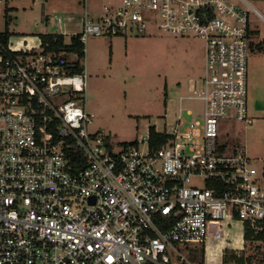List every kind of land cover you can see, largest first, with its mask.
<instances>
[{
    "label": "built area",
    "instance_id": "built-area-1",
    "mask_svg": "<svg viewBox=\"0 0 264 264\" xmlns=\"http://www.w3.org/2000/svg\"><path fill=\"white\" fill-rule=\"evenodd\" d=\"M83 1L74 36L84 46L129 33L201 39L203 87L187 98L203 103V118L178 116L159 149L149 135L145 147H116L89 130L88 76L72 72L76 61L40 38L0 44V264H224L226 251L263 248L245 235L264 232V161L229 152L220 133L225 120L254 122L251 15H262L230 0H110L93 22ZM226 229L242 247L210 260Z\"/></svg>",
    "mask_w": 264,
    "mask_h": 264
},
{
    "label": "rangeland",
    "instance_id": "rangeland-1",
    "mask_svg": "<svg viewBox=\"0 0 264 264\" xmlns=\"http://www.w3.org/2000/svg\"><path fill=\"white\" fill-rule=\"evenodd\" d=\"M230 1L246 9L253 7L264 18V0H250V5L241 0ZM109 2L89 0V18L97 22ZM85 11L83 0H0V32L8 28L13 34L12 43L24 37L37 43L41 33L65 34V42L70 43L81 27L66 28L67 17L74 15L78 19ZM6 15L11 17L9 27ZM251 21V43L256 47L264 41V20L253 13ZM85 54L81 65L88 76L86 107L94 116L89 130L104 131L116 147L134 141L145 147L150 127L158 132L170 131L178 116L187 123L203 118V103L187 98L203 87L205 43L201 39L155 33L90 36ZM69 58L77 61L76 56ZM248 112L255 120L251 125L235 120L221 122V141L229 152L243 150L250 158L263 162L264 52L256 50L249 53ZM224 236L209 253L218 252L220 246H234L225 242ZM185 254L196 262L193 255ZM241 255L252 259L251 264H264V247H248Z\"/></svg>",
    "mask_w": 264,
    "mask_h": 264
},
{
    "label": "trees",
    "instance_id": "trees-1",
    "mask_svg": "<svg viewBox=\"0 0 264 264\" xmlns=\"http://www.w3.org/2000/svg\"><path fill=\"white\" fill-rule=\"evenodd\" d=\"M7 19V27H9L10 18L6 15ZM13 34L7 28L4 32H0V44L7 46V44L11 41ZM42 43L47 47L48 51L61 53L64 52L65 59H70L69 57L74 54L77 57V61L73 63V67L71 68L73 73L81 74L84 72L85 68L81 65V59L85 57V46L80 41L79 36H72L71 42H65V36L63 34H41L39 37ZM258 51L264 52V41L256 44ZM169 139L167 134H162L154 127L149 128V145L152 149H159ZM138 141L126 143L129 145H137ZM246 241H264V232L259 235H253L252 232H247L245 235ZM252 259H248L244 255L238 257L234 251H226L224 255V264H251Z\"/></svg>",
    "mask_w": 264,
    "mask_h": 264
},
{
    "label": "crops",
    "instance_id": "crops-1",
    "mask_svg": "<svg viewBox=\"0 0 264 264\" xmlns=\"http://www.w3.org/2000/svg\"><path fill=\"white\" fill-rule=\"evenodd\" d=\"M89 7V6H88ZM13 9V8H12ZM10 9H7L6 10V12L8 13V11H9ZM83 17H84V14H83V16H80L78 19L76 18V16H69V17H67V23H65V27L66 28H69V29H74V28H76L77 27V25H80V30L77 32V33H75V34H79L81 31H82V25H83ZM9 18H11L10 16H9ZM77 20H78V22H77ZM46 21H47V23H49L50 22V19H49V16H47V18H46ZM62 24V22L60 23V25ZM41 34H43V33H41ZM41 34H39V37H40V35ZM58 34V33H57ZM75 34H73V36L75 35ZM64 36H65V34H63ZM25 38V37H24ZM22 39V38H21ZM12 40V39H11ZM256 48V49H255ZM258 51V49H257V47H255V45H253L252 43H251V53L253 52V51ZM262 53V52H261ZM182 99H184V98H181V100ZM253 120H254V118H252ZM255 121V120H254Z\"/></svg>",
    "mask_w": 264,
    "mask_h": 264
},
{
    "label": "bare ground",
    "instance_id": "bare-ground-1",
    "mask_svg": "<svg viewBox=\"0 0 264 264\" xmlns=\"http://www.w3.org/2000/svg\"><path fill=\"white\" fill-rule=\"evenodd\" d=\"M225 238V242H229V243H231V241L233 240L234 241V246L233 247H242V239H241V235H240V233H238L236 230H233V229H229V230H227L226 229V234H225V236H224ZM234 238V239H232L231 240V238ZM231 240V241H230ZM218 241H221V238H220V240H219V238H218ZM232 247V248H233ZM220 249H228V248H226V247H221L220 246ZM219 249V251L217 252V254H218V256L220 257V254H221V250ZM214 254H216V252L214 253ZM213 253L211 254V253H209V257H210V260H211V258L213 257V255H214Z\"/></svg>",
    "mask_w": 264,
    "mask_h": 264
}]
</instances>
